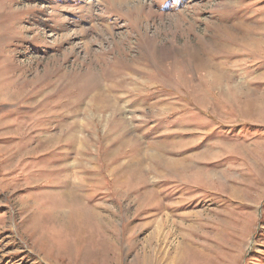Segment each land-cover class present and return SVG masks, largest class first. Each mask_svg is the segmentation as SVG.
<instances>
[{"label":"rangeland","instance_id":"rangeland-1","mask_svg":"<svg viewBox=\"0 0 264 264\" xmlns=\"http://www.w3.org/2000/svg\"><path fill=\"white\" fill-rule=\"evenodd\" d=\"M0 264H264V0H0Z\"/></svg>","mask_w":264,"mask_h":264},{"label":"bare ground","instance_id":"bare-ground-1","mask_svg":"<svg viewBox=\"0 0 264 264\" xmlns=\"http://www.w3.org/2000/svg\"><path fill=\"white\" fill-rule=\"evenodd\" d=\"M253 41V40H252ZM179 166V165H178ZM138 174H140V172L138 173Z\"/></svg>","mask_w":264,"mask_h":264}]
</instances>
